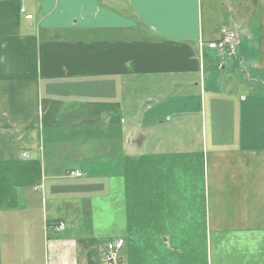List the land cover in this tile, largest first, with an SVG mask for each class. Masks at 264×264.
<instances>
[{"label": "crops", "instance_id": "0c3cea01", "mask_svg": "<svg viewBox=\"0 0 264 264\" xmlns=\"http://www.w3.org/2000/svg\"><path fill=\"white\" fill-rule=\"evenodd\" d=\"M117 239L123 264H264V0H0V264Z\"/></svg>", "mask_w": 264, "mask_h": 264}, {"label": "built area", "instance_id": "2783aa9c", "mask_svg": "<svg viewBox=\"0 0 264 264\" xmlns=\"http://www.w3.org/2000/svg\"><path fill=\"white\" fill-rule=\"evenodd\" d=\"M24 14V10L20 11ZM27 20L31 19V16L25 17ZM237 45V35L234 31L228 29H222L220 37L211 43H208V48L218 51L220 53H226L228 55H233L235 53ZM26 157V154H23ZM70 177H81L82 174L79 172H68ZM65 225L60 223L55 226L56 231L64 230ZM124 241L122 239H117L114 242H109L106 244L105 249L102 253V263L103 264H123L121 260L120 251L123 247Z\"/></svg>", "mask_w": 264, "mask_h": 264}, {"label": "rangeland", "instance_id": "374dc122", "mask_svg": "<svg viewBox=\"0 0 264 264\" xmlns=\"http://www.w3.org/2000/svg\"><path fill=\"white\" fill-rule=\"evenodd\" d=\"M147 148H150V146H148V147H145V149H147Z\"/></svg>", "mask_w": 264, "mask_h": 264}]
</instances>
